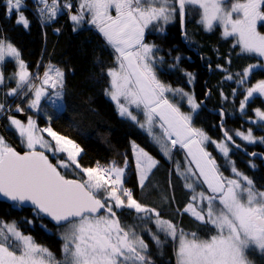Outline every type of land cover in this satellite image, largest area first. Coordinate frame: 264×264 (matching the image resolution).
I'll return each instance as SVG.
<instances>
[{
    "label": "snow or ice",
    "instance_id": "snow-or-ice-1",
    "mask_svg": "<svg viewBox=\"0 0 264 264\" xmlns=\"http://www.w3.org/2000/svg\"><path fill=\"white\" fill-rule=\"evenodd\" d=\"M35 3L40 17L47 21L55 20L65 9L71 12L73 8L72 0H64L62 4L60 0H35ZM6 4L10 13L20 12L23 0H6ZM187 5L201 9L199 23L206 31L220 25L223 37H236L235 43L242 53L264 57V34L258 31V26H264V0H233L230 7L227 0H80L75 14L69 18L79 25L86 15L90 16L87 22L95 26L113 49L115 64L107 69L109 88L105 89V94L116 103L119 114L139 122L130 107L142 110L145 123L140 126H147L150 134L158 118L163 138L170 140L172 147L178 144L187 150L191 158L187 163L194 164L195 170L191 166L181 170L179 162L176 166L177 174L185 180V188L193 193L184 211L204 228L211 226L212 234L201 238L196 232L186 233L171 221L162 219L154 208L138 202L132 190L124 187L125 167L117 166L115 161L110 166L97 163L96 167L84 168L78 161L83 150L73 140L59 135L51 127L39 129L31 117L23 123L9 116L10 125L28 150L21 154L0 136V197L12 202V208L29 205L38 217H47L58 226L67 224L68 227L62 237L64 259L56 260L48 248L22 233L15 221H0V264H155L144 239L133 228L121 224L116 210L123 209L134 210L140 221L155 224V232L151 228L145 231L157 248L162 247L168 237L178 240L174 245L176 264H255L249 259V253L264 259V190L258 189L251 178L238 171L229 158L231 149L227 142H235L226 129L225 139L217 142L203 130L192 127L201 105L194 95L166 85L157 77L155 65L163 62V58L156 55L160 49L155 44L145 43V34L150 27L171 23L177 12L183 25ZM113 9L115 15L111 14ZM16 23L25 29L30 26L22 13ZM156 31L163 33L164 28L158 26ZM179 60L180 57H176L177 63ZM12 61L17 64L18 71L14 73L16 87L10 89L8 96L22 94L27 98L31 95L33 98L28 107L32 109L39 107L42 98L52 103L63 99L65 73L61 68L49 64L42 77H33L21 59L20 51L11 42L0 39V65ZM217 68L227 71L222 65ZM256 68L264 69V64L248 65L237 74L239 79L235 82L245 84ZM185 75L192 83L193 74L186 72ZM233 78L231 73L224 77L225 80ZM4 79L0 72V85ZM49 88L54 91L48 92ZM236 91L233 89L234 94ZM168 93H172L173 98L179 95L186 99L191 112H181ZM254 96L264 97V80L246 89L240 109H245ZM3 110L4 105L0 104V111ZM16 111L23 112L24 109L17 105ZM220 115L223 117L226 113L222 111ZM255 115L264 126V111L257 108ZM43 132L55 142L54 147L40 134ZM235 135L249 144H264V137L257 139L251 129L247 133L237 131ZM154 139L160 142L161 137ZM205 142L216 145L225 164L231 166L233 178L220 171L216 160L205 151ZM37 146L44 151H37ZM133 150L139 184L143 188L158 161L135 144ZM45 151L53 156L66 154L67 159H57L53 164ZM164 151L165 155H170L167 145ZM72 166L86 179H67L61 173L60 169L67 170ZM251 167L255 168V165ZM201 183L207 185V193L196 191ZM26 222L33 223L31 220Z\"/></svg>",
    "mask_w": 264,
    "mask_h": 264
},
{
    "label": "trees",
    "instance_id": "trees-1",
    "mask_svg": "<svg viewBox=\"0 0 264 264\" xmlns=\"http://www.w3.org/2000/svg\"><path fill=\"white\" fill-rule=\"evenodd\" d=\"M31 4L30 0H26L19 13H10L6 0H0V39L11 42L20 51L21 59L33 77L41 76L48 63L61 68L65 76L62 108L57 110L43 101L40 112H35L27 108L29 99L27 96L19 103L26 116L34 118L38 126L48 125L59 135L73 140L96 165L99 163L106 166L113 161L117 165H122L128 160L125 185L132 190L133 197L138 202L154 208L162 219L171 221L186 233L196 232L201 238L211 235L212 232L209 230L211 226L204 228L190 214L183 211L191 200L192 192L185 188V180L177 174L175 160L183 166L186 157L184 151L173 147L171 160L164 157L159 147L137 123L121 116L115 103L105 94V89L109 88L107 69L114 66L115 58L113 49L106 44L102 34L95 26L86 22L76 26L66 9L52 23L44 22ZM176 7L178 8V5ZM21 13L30 21L27 29L16 23ZM188 17L189 14L185 18L186 36L189 46L196 48L197 53L189 50L181 41L178 12L171 23L162 25L163 33L157 32L156 28L147 30L145 41L149 44L154 43L160 49L158 54L164 57L157 77L173 88L193 91L198 101L205 97L208 90L210 91L206 107H200L198 114L193 118L192 127L203 130L212 139H222L221 127L218 125L221 115L216 112L220 109L226 113L222 129L228 131L235 143L249 152L257 150L264 152V144H249L235 135L237 131L247 133L251 129L257 139L264 137V126L255 120L258 119L255 109L264 111V97L254 96L246 103L245 109H240V102L246 95V89L264 80V69H253L243 85L235 82L239 79L237 74L242 73L248 65L262 64L263 58L255 54L242 53L235 43L236 38L223 37L219 26H215L211 31H206L203 27L188 28ZM258 31L264 33V26H258ZM178 56L180 60L177 63ZM208 65L211 66V74ZM217 65H222L227 71L218 69ZM17 67L15 61L6 62L1 65L0 70L7 76L14 73ZM186 72L193 74L192 83L188 82ZM229 73L233 75V80L224 79ZM14 84V81L7 82L4 86L0 85V90L11 89ZM233 89H237L235 94ZM21 98L22 96H19L15 103ZM171 102L175 104L176 101L172 99ZM180 108L184 112L188 111V106L184 102ZM45 113L49 118L44 116ZM132 142L140 145L158 160V165L152 170L143 188L138 182L133 164ZM206 150L226 175L228 167L225 168V158L210 146H207ZM233 153L238 169L250 175L258 189L264 190V167L260 159L257 156L250 158L254 160L257 168L253 172L246 155L236 148ZM63 157L59 154L50 158L55 163L57 159L64 160ZM60 171L62 173V169ZM71 173L80 175L73 166L70 171L63 170L62 174L67 178L82 180L78 175ZM117 215L126 226L131 224L136 233L149 245L155 264H176L174 251L176 241L168 237L164 245L157 248L145 231L146 228H151L155 232V224L139 222L134 210H117ZM0 219L15 221L22 233L32 236L37 244L48 248L57 259L61 258L63 240L56 234V228L52 223L38 217L33 209L12 208L10 203L0 200ZM28 220L33 223H27ZM160 236L162 240L165 239L163 233ZM249 258L255 264H264V259L258 254L249 253Z\"/></svg>",
    "mask_w": 264,
    "mask_h": 264
},
{
    "label": "rangeland",
    "instance_id": "rangeland-1",
    "mask_svg": "<svg viewBox=\"0 0 264 264\" xmlns=\"http://www.w3.org/2000/svg\"><path fill=\"white\" fill-rule=\"evenodd\" d=\"M25 1L26 0H23V6H24V3H25ZM31 1V6L37 11V7H38V5L35 3V0H30ZM64 2V0H60V3L62 4ZM233 2V0H227V6H229L230 7V5H231V3ZM79 3H80V0H72V4H73V8H72V10H71V12H70V15L71 14H75V12H76V9L79 7ZM22 6V7H23ZM186 9H187V14H189V17H188V28L190 27V28H196V27H199V28H201V27H203L204 28V26L201 24V23H199V21H200V18H201V9H199L197 6H193V5H187L186 6ZM67 10V9H66ZM68 11V10H67ZM17 13H19V12H17ZM37 14L39 15V13L37 12ZM111 14L112 15H115V10L113 9V10H111ZM40 16V15H39ZM41 18V17H40ZM57 18V17H56ZM55 18V19H56ZM42 19V18H41ZM91 19V17L90 16H88V15H86L85 16V20L83 21V22H81L79 25H81V24H83L84 22H86V23H88L87 21L88 20H90ZM42 21H44V22H48V23H52L53 21H47V20H44V19H42ZM89 24V23H88ZM76 26H78V25H76ZM94 26V25H93ZM217 27L219 26V28L221 29V32H223V27L222 26H220V25H216ZM205 29V28H204ZM60 30V29H59ZM55 32H56V30H55ZM262 34H264V33H262ZM236 38V37H235ZM145 43H147V42H145ZM154 44V43H153ZM158 53V52H157ZM157 55V54H156ZM157 57H161L160 55H157ZM263 58V63L262 64H264V57H262ZM48 64H50V63H48ZM156 67V66H155ZM0 69H1V65H0ZM18 71V67H17V70L14 72V73H16ZM0 72H1V70H0ZM14 73H11V74H9V75H7V76H4V83L2 84V86H4L7 82H10V81H14L15 82V84H14V86L12 87V88H15L16 87V79H15V77H14ZM44 73V72H43ZM43 73H42V75H41V77L43 76ZM9 77H13L12 79H9ZM36 82V81H35ZM37 83V82H36ZM38 83H39V81H38ZM11 88V89H12ZM4 91H2V90H0L1 91V94H0V104H3L4 105V110L3 111H0V136H2L4 139H5V141L10 145V146H12V147H17L16 149L17 150H19V151H26V150H28L27 148H26V146H25V144L24 143H22L21 142V138H20V136L17 134V132L15 131V129L10 125V121H9V119H8V117L9 116H12V117H14V118H16V119H18V120H20L21 122H23V123H27V120H28V116H26V114L24 113V111L23 112H17L16 111V108H17V106L15 107V109L13 110L12 108H13V106H14V103H15V101L18 99V97L20 96H22V99L24 98V96L21 94V95H12V96H8L7 95V93L10 91V89H7V90H5V89H3ZM25 92H27V89H25L24 90ZM54 90L53 89H51V88H49L48 89V92H53ZM185 92H187V93H189V94H191V95H194V93L192 92V91H185ZM29 97V99H28V102H27V108L28 109H30V110H33V111H35V112H40V106H41V104L39 105V107L38 108H36V109H32V108H29L28 107V104H29V100H31L33 97L31 96V95H29L28 96ZM109 97V96H108ZM168 97H169V99L172 101V99H174L176 102H175V104H177L179 107H181L180 105L182 104V102H184V104H186L187 106H188V111L187 112H184V110L183 109H181L180 108V110H181V112H183V113H185V114H187V113H189V112H191V108H190V106H189V104H188V102H187V100L186 99H182L179 95H176L175 96V98H173V94L172 93H168ZM195 97V96H194ZM110 98V97H109ZM111 99V98H110ZM196 99V98H195ZM43 101H45V102H47L50 106H52L53 108H55V109H57V110H60L61 108H62V100H57L56 101V103H52V101L51 100H48V99H46V98H42V100H41V103L43 102ZM196 102L197 103H199V101L196 99ZM115 103V102H114ZM116 104V103H115ZM183 106V105H182ZM44 116L46 117V118H49V115L48 114H44ZM139 115H137V117H138ZM31 117V116H30ZM124 117H126V116H124ZM32 118V117H31ZM126 118H128V117H126ZM35 122H36V120L34 119V118H32ZM130 119V118H129ZM138 119V121L139 122H137V121H134L135 123H137V125L149 136V138L159 147V149H160V152L162 153V155L164 156V157H166L167 159H169V160H171V158L173 157V152H172V146H171V143L166 139V138H163V132L159 129V127L156 125V124H154L153 125V127H152V134H150L149 133V131H148V128H147V126L146 127H141L140 125L141 124H143V123H145V117H143V118H141V119H139V118H137ZM256 121H258V119H255ZM133 121V120H132ZM156 122L158 123V124H160V121H159V119L157 118L156 119ZM36 125H37V123H36ZM37 127L39 128V129H43V128H47V127H50V126H48V125H46V126H38L37 125ZM41 135H43L44 136V138L46 139V140H49L51 143H52V145H53V147L55 146V142L54 141H52V138L51 137H49L48 135H47V133L46 132H43V133H40ZM62 136V135H61ZM154 137H161V140H160V142H157V140L156 139H154ZM211 138V137H210ZM173 139H175V137H173ZM211 140L212 141H217V142H220V141H223L224 140V138H222V139H220V140H215V139H212L211 138ZM228 143V142H227ZM133 144H135V145H137L138 146V148H142L140 145H138L137 143H135V142H132L131 143V149H132V157H133V164H134V167H135V170H136V174H137V177H138V182H139V176H138V173H137V169H136V154L134 153V150H133ZM165 145H167V147L170 149V155H165V151H164V146ZM207 146H210V147H212V149H214V150H216L217 152H220L219 151V149L216 147V145L215 144H213V143H211V142H205V144H204V148H205V151H207L206 150V148H207ZM175 147H177V148H181L180 147V145H176ZM228 147L231 149V152H230V156H229V158L230 157H232V158H230L233 162H234V158H235V155H234V153H233V151L235 150V148L233 147V146H231L229 143H228ZM145 152H147L144 148H142ZM37 150H41V151H44L43 149H41L39 146H37ZM181 150H183L184 151V153H185V155H186V157H185V163H184V165L183 166H181V170H183L184 168H186V167H189V166H191L194 170H195V165L194 164H192V165H189L187 162L191 159L190 157H188V155H187V150L186 149H183V148H181ZM46 153H48L50 156L52 155L51 154V152H47V151H45ZM148 153V152H147ZM149 154V153H148ZM220 155H222L221 153H219ZM62 156H64L63 157V159L64 160H66L67 159V157H66V154H61ZM150 155V154H149ZM234 155V156H233ZM151 157H153L152 155H150ZM223 156V155H222ZM246 157H248V156H246ZM154 158V157H153ZM224 158V157H223ZM249 159H248V165H249V167L250 168H252L254 171L253 172H255L256 170H257V168L255 167V168H253V167H251V165H255V163H254V160H252V159H250V157H248ZM155 160H157L156 158H154ZM62 160V159H61ZM78 161H79V163L81 164V166L82 167H84V168H88V167H96V164L82 151V153H81V155H80V157H78ZM158 161V160H157ZM177 162H179V161H176L175 160V168H176V166H177ZM225 163V162H224ZM235 163V162H234ZM112 163H110L109 165H106V166H110ZM179 164H180V162H179ZM128 165H129V161L127 160V165H125V162L122 164V165H117V166H119V167H125V169L127 170V167H128ZM236 166V165H235ZM73 167H75V166H73ZM228 167V169H226V170H228V173H226V175L223 173L224 171L223 170H220L223 174H224V176H226V177H228V178H233V176H234V174L232 173V171H231V166L230 165H226L225 164V168H227ZM237 167V166H236ZM237 169H238V167H237ZM63 170L64 171H70L71 170V168H69V169H67V170H65V169H62V173H63ZM78 170V169H77ZM79 171V170H78ZM238 171H240L241 173H243L244 175H247L249 178H250V175H248V174H246V173H244L243 171H241L240 169H238ZM80 172V171H79ZM69 173V172H68ZM71 174H75V175H78V174H76V173H71ZM197 175H198V172H197ZM82 180L83 179H86V177L84 176V174L82 173V172H80V175H78ZM201 182H202V178H201ZM185 186V185H184ZM203 188H202V187ZM124 187H126V185H125V183H124ZM127 188V187H126ZM197 189H200V191L201 190H204L206 193H207V185L206 184H202L201 183V185L200 186H198L197 188H196V191H197ZM101 195H103V194H101ZM192 195H193V193H192ZM115 210V209H114ZM117 211V210H116ZM135 212V211H134ZM136 214V213H135ZM190 214V213H189ZM137 215V214H136ZM153 219H155V217L153 216ZM139 220V219H138ZM0 221H4V220H2V219H0ZM5 223H11V222H13V221H4ZM139 222H142V221H140L139 220ZM139 222L137 223V224H139ZM124 223V222H123ZM122 223V224H123ZM125 224V223H124ZM68 227V225L66 224V225H64V226H61V227H59V228H56L55 229V231H56V234L63 240V235H64V233H65V230H66V228ZM133 228V227H132ZM27 235V234H26ZM63 242H64V240H63ZM176 243L178 244V240H176ZM55 259H57V258H55ZM63 259H64V257H63ZM62 259V260H63ZM250 259V258H249Z\"/></svg>",
    "mask_w": 264,
    "mask_h": 264
},
{
    "label": "water",
    "instance_id": "water-1",
    "mask_svg": "<svg viewBox=\"0 0 264 264\" xmlns=\"http://www.w3.org/2000/svg\"><path fill=\"white\" fill-rule=\"evenodd\" d=\"M185 35H186V27H185V20H184V23H183V25H181V21H180V38H181V41H182V43H184L186 46H187V48L189 49V50H191V51H193L194 53H197L198 51H197V49L196 48H194V47H191V46H189V41L188 40H186L185 39ZM201 59H202V57H201ZM208 67V69H209V74H211V66H207ZM209 94H210V91L208 90L207 91V93H206V95H205V97L203 98V99H201L200 100V105H201V107H206V100H207V98L209 97ZM211 110V109H210ZM216 112H219V113H221L222 112V110H216ZM224 120V116L223 117H220V120H219V122H218V125L221 127V132H222V135H223V137H224V131H223V129H222V121ZM225 139V138H224ZM228 143H230L233 147H235V145H238L237 143H235V144H233L232 142H228ZM240 146V145H239ZM13 148H15V147H13ZM236 148V147H235ZM237 150H239L240 152H242L244 155H246V156H248V157H250V158H253L254 156L252 155V153H257V157H258V159H260V161H261V165L264 167V152H262V151H259V150H257V151H255V152H249L248 150H246L244 147H242V146H240L239 148H236ZM15 150L17 151V152H20L21 154H23L25 151H19V150H17L16 148H15ZM27 151V150H26ZM37 151H41V150H37ZM45 155H47L48 157H49V160L52 162V160H51V158H50V156L45 152ZM53 164H55L54 162H52ZM67 178V177H66ZM67 179H75V178H67ZM76 180H79V179H76ZM0 200H3V201H5V202H8V203H12V202H10V201H7L6 199H4V198H2V197H0ZM24 208H32L31 206H29V205H25V206H23ZM101 213H103V212H101ZM44 218H46L48 221H50L53 225H55V226H58L57 224H56V222H54V221H52L50 218H47V217H44Z\"/></svg>",
    "mask_w": 264,
    "mask_h": 264
},
{
    "label": "crops",
    "instance_id": "crops-1",
    "mask_svg": "<svg viewBox=\"0 0 264 264\" xmlns=\"http://www.w3.org/2000/svg\"><path fill=\"white\" fill-rule=\"evenodd\" d=\"M163 24H161V25H153L152 27H150V28H156V27H158V26H162ZM146 42V41H145ZM42 75V74H41ZM24 99V98H23ZM22 98L18 101V102H16V103H14V106H13V110L15 109V107L17 106V105H19V103L23 100ZM114 102V101H113ZM116 105V104H115ZM116 108H117V106H116ZM118 110V109H117ZM130 110L132 111V113H133V115H139L137 118H139V119H141V118H143L144 117V114H143V111L142 110H137V109H135V107L134 106H132V107H130ZM119 112V111H118ZM155 124L159 127V124L157 123V122H155ZM159 129L162 131V129L159 127ZM167 139V138H166ZM168 140V139H167ZM170 143H171V141L170 140H168ZM17 148V147H16ZM172 150H173V148H172ZM173 152V151H172ZM52 154V153H51ZM200 191V189H197V192H199ZM192 192V191H191ZM191 196H192V194H191ZM188 205V204H187ZM185 209V208H184ZM184 209H183V211H184ZM185 212V211H184ZM188 213V212H187ZM189 214V213H188ZM191 215V214H190Z\"/></svg>",
    "mask_w": 264,
    "mask_h": 264
},
{
    "label": "flooded vegetation",
    "instance_id": "flooded-vegetation-1",
    "mask_svg": "<svg viewBox=\"0 0 264 264\" xmlns=\"http://www.w3.org/2000/svg\"><path fill=\"white\" fill-rule=\"evenodd\" d=\"M147 32V31H146ZM157 55H160V54H158V53H156ZM162 58H163V61H164V57L162 56V55H160ZM162 63H158V64H156L155 66H156V73H157V75H159L160 74V71H161V67H162V65H161ZM193 92V91H192ZM199 104H200V101H199ZM181 106V105H180ZM222 138H224L223 136H222ZM230 144V143H229ZM231 145V144H230ZM232 146V145H231ZM51 157V156H50ZM30 209H32V208H30ZM104 213H101V215H103ZM117 217H118V215H117ZM44 219H46V218H44ZM47 220V219H46ZM120 220V219H119ZM120 222H121V224L123 223L121 220H120ZM125 228H132V225L130 224V225H128L127 224V226L123 223L122 224ZM64 226V225H63ZM63 244H64V242H63ZM54 256V255H53ZM55 257V256H54ZM63 257H64V253H63V251L61 252V258L60 259H56V260H62L63 259ZM56 258V257H55Z\"/></svg>",
    "mask_w": 264,
    "mask_h": 264
},
{
    "label": "bare ground",
    "instance_id": "bare-ground-1",
    "mask_svg": "<svg viewBox=\"0 0 264 264\" xmlns=\"http://www.w3.org/2000/svg\"><path fill=\"white\" fill-rule=\"evenodd\" d=\"M51 223V222H50ZM53 225V224H52ZM66 225V224H65ZM55 228H59V227H61V226H55V225H53Z\"/></svg>",
    "mask_w": 264,
    "mask_h": 264
}]
</instances>
